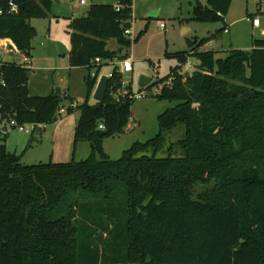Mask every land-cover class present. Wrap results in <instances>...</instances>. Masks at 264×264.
I'll return each instance as SVG.
<instances>
[{"label": "trees", "instance_id": "1", "mask_svg": "<svg viewBox=\"0 0 264 264\" xmlns=\"http://www.w3.org/2000/svg\"><path fill=\"white\" fill-rule=\"evenodd\" d=\"M191 1V19L209 23L224 22L232 0ZM52 2L0 0V40L31 57L30 20L48 18ZM131 25L132 0L94 3L86 17L70 19L68 62L88 74L84 102L67 114L79 111L73 138L90 144L87 158L26 165L23 152L0 145V264H264V39L249 50L200 51L224 24L187 41L172 55L178 64L138 90L173 103L157 115V133L113 160L103 140L124 133L134 101L114 97L118 66L103 101L89 99L102 66L128 57L141 34H125ZM190 55L198 64L185 74ZM29 70L0 60V112L22 124L52 123L61 101H73L30 95ZM178 126L183 136L168 140Z\"/></svg>", "mask_w": 264, "mask_h": 264}, {"label": "rangeland", "instance_id": "2", "mask_svg": "<svg viewBox=\"0 0 264 264\" xmlns=\"http://www.w3.org/2000/svg\"><path fill=\"white\" fill-rule=\"evenodd\" d=\"M113 1V0H107ZM206 4L207 0H199ZM75 17H86L90 6L95 0H84ZM79 0H53L54 9L60 13L54 17L33 18L30 24L35 27L37 35L32 42L29 67L28 89L30 95H41L45 88L51 86L52 91L59 89L65 91L69 86V72L63 68L68 65V51L70 47L69 23L72 17L73 5ZM191 0H132V29L133 37L139 35L136 42H132L129 54L132 56L133 87L138 91L140 76L150 77V84L166 76L178 61L172 55L187 49V41L202 39L215 34L224 24L228 32H222L213 44H204L200 51L222 50L232 46L241 48L250 46L252 38L260 37V30L264 28V0H232L224 22H197L191 19ZM156 13V14H155ZM251 17H250V16ZM252 17H258L261 27L252 26ZM248 18V19H247ZM164 27H160V23ZM212 43V42H211ZM12 47L0 44V49L5 51V57L19 55L9 51ZM109 50L117 51L118 44L115 39L107 41ZM222 51L221 53H223ZM121 53H124L122 50ZM221 53H217L222 55ZM16 55V56H14ZM218 55V56H220ZM20 57V56H19ZM12 60V59H11ZM15 60V59H13ZM183 66L184 72H191L198 64L196 58L188 56ZM110 66H118L115 62H108ZM83 71L86 72L84 69ZM81 75L80 80L73 83L81 85V70L76 71ZM73 72V73H76ZM131 74V73H130ZM74 75V74H73ZM110 76V75H109ZM128 74H122V80L131 82ZM155 87L152 93L155 92ZM84 101L78 98L77 105ZM90 103L94 102L92 96ZM67 100H62L61 105L66 106ZM173 105L168 101H158L151 96L134 99L131 105V127L123 134L104 139L103 149L110 159H118L123 150L130 147L135 141L144 142L153 137L157 131V115L166 107ZM79 112L61 114V117L52 123L42 124L32 134L12 131L6 137L4 144L9 152L20 154L21 162L26 165L39 162H70L79 155L73 154L75 142L70 135L78 120ZM72 122L68 125L66 121ZM183 127L178 126L167 134L170 141H175L183 136Z\"/></svg>", "mask_w": 264, "mask_h": 264}, {"label": "crops", "instance_id": "3", "mask_svg": "<svg viewBox=\"0 0 264 264\" xmlns=\"http://www.w3.org/2000/svg\"><path fill=\"white\" fill-rule=\"evenodd\" d=\"M80 1L81 0H79V3H75L74 5H73V11H72V17H71V19L72 18H76L74 15H75V10H78L79 9V7H80V5L81 4H85V2L84 3H80ZM84 1V0H83ZM95 1H97V2H95V3H102V4H104V3H112V4H115V1L116 0H113V1H107V0H95ZM94 4V3H93ZM59 11L58 10H55L54 9V5H53V2H52V5H51V10H50V13H49V16H51V14H53V16L54 17H56V16H58L59 15ZM156 14V13H155ZM48 16V17H49ZM251 17V16H250ZM253 18H255V17H253ZM258 18V17H257ZM248 19V18H247ZM251 20V19H250ZM133 22V21H132ZM162 23V22H161ZM252 24V23H251ZM132 26V25H131ZM253 26V25H252ZM34 27V26H33ZM254 28H256V29H258V28H260L261 27V21H260V24H259V26H253ZM35 28V27H34ZM131 29H132V27H131ZM132 31V33H133V30H131ZM140 32V31H139ZM227 32H228V27H227ZM132 35H134V34H132ZM258 38H260V39H264V28H262L261 30H260V37H258ZM258 38H252V41H253V39H258ZM212 42V43H211ZM213 42H217L216 40H213V41H210L209 42V45H211V44H213ZM0 44H4V45H7L8 44V46H11L12 47V44H11V42L9 41V40H7V39H3V40H0ZM106 46H107V43H106ZM70 48V47H69ZM118 48H119V46H118ZM230 48H233L232 46H229L228 48H225V49H222V50H213V51H215V52H217V53H221L222 51H226V50H228V49H230ZM234 48H236V47H234ZM252 48V43L250 44V46H245V47H241L240 49H244V50H249V49H251ZM236 49H239V48H236ZM13 50H14V54H16V55H19V56H16V55H14V56H16V57H14V58H12V57H10V56H8V57H5V51H7V50H2V49H0V56H1V58H0V60L1 61H4V62H16V63H21V64H25V66L27 67V68H29V69H32V68H30L29 67V65H28V63H30V59H28L26 56H24V54H22L21 52H19V51H17L15 48H11L9 51H11V52H13ZM129 50H130V48H129ZM129 50L127 51L128 52V57L129 58H131L132 59V56L129 54ZM69 52V51H68ZM67 57H68V55H67ZM12 59V60H11ZM13 59H15V60H13ZM178 64V63H177ZM176 64V65H177ZM175 65V66H176ZM63 68H65V69H67L68 70V72H69V74H68V76H69V86H68V88L65 90V91H61L60 92V90L59 89H56V91H52V90H50L51 89V86L49 85V87H47V88H45V90H44V93H42L41 95H48V94H50L51 92H58V93H60L62 96H64V97H69V98H71L72 99V101H73V103H75V105H77L78 103H77V101H78V98L80 99V100H85V97H86V88H85V85H84V78H85V76H87V74H88V69L87 68H85V67H77V68H73V67H71L70 65H69V62H68V65L66 66V65H64L63 66ZM86 70V72L85 71H83V70ZM78 70H81L82 72H84V75H82V82H81V85H78V83H73L72 81L73 80H75V79H77V80H80V76L81 75H79V73L78 72H76V71H78ZM111 70H112V66H110L109 64H105V65H103L102 66V68H101V71H100V74H99V76H98V79H99V77L101 76V75H107L108 77H109V75H110V72H111ZM132 71H133V67H132V70H131V72H127V73H125V74H128L129 73V79H130V81L131 82H129L130 84H129V86L131 87V89L133 90V91H136V89L133 87V83H132V81H133V74H132ZM73 72H76V73H73ZM131 73V74H130ZM186 73V72H185ZM74 74V75H73ZM121 74H124L123 72H121ZM142 76V75H141ZM150 78V77H149ZM151 79V78H150ZM98 81V80H97ZM150 82H151V80H150ZM149 82V83H150ZM96 84H97V82H96ZM96 86V85H95ZM138 86H139V84H138ZM141 86H139V88H140ZM95 89V88H94ZM139 90V89H138ZM94 91V90H93ZM93 93V92H92ZM92 96V95H91ZM95 102V101H94ZM79 112V111H78ZM61 117V116H60ZM59 117V118H60ZM78 117H79V115H78ZM58 119V118H57ZM72 122V120L71 121H66V124H70V123ZM131 127V124H130V122H129V124L127 125V127L125 128V131L127 130V129H129ZM99 128H102L101 126H99ZM73 131H74V129H72L71 128V131H70V135H72V137H73ZM124 131V132H125ZM119 136V135H118ZM103 145H104V140H103ZM76 150H77V153H78V155H79V157L77 158L76 157V159H74V157L72 158L73 160H76V161H79V160H83V159H85V158H87L88 157V155L90 154V151H91V147H90V144L89 143H87V142H77L76 144H75V148H74V151H73V154L75 153L76 154ZM42 163H47V162H42ZM55 163H60V162H55Z\"/></svg>", "mask_w": 264, "mask_h": 264}, {"label": "built area", "instance_id": "4", "mask_svg": "<svg viewBox=\"0 0 264 264\" xmlns=\"http://www.w3.org/2000/svg\"><path fill=\"white\" fill-rule=\"evenodd\" d=\"M80 3H84L83 0L80 1ZM10 11H16L17 10V5L13 2L9 3ZM115 8L118 10L119 6L115 5ZM0 10V14H1ZM251 23L253 26H259L260 20L259 18L255 17L251 19ZM160 27H164L163 23H160ZM224 32H227V29H225ZM125 34L129 35L130 38H133L132 31L131 29L125 30ZM95 62H99V59L96 58ZM110 62H115V64L119 65V71L123 73L131 72L132 70V59L127 57L121 61L117 60L116 58H113L110 60ZM188 63V62H187ZM129 82L122 80L121 81V86L117 90L116 94L114 97L117 98H122L125 96H129L134 99H140L144 98L145 94L144 92H138V91H133L129 90ZM75 107V103L69 102L67 103L66 106H61L58 111H57V117L59 118L61 114L67 112L68 107ZM42 124H22L19 123L16 118L11 117V116H6L0 112V145L4 143L6 137L11 133L12 131H17L21 133H26V134H32L34 130L38 129Z\"/></svg>", "mask_w": 264, "mask_h": 264}, {"label": "water", "instance_id": "5", "mask_svg": "<svg viewBox=\"0 0 264 264\" xmlns=\"http://www.w3.org/2000/svg\"><path fill=\"white\" fill-rule=\"evenodd\" d=\"M185 74H188L187 72ZM108 79L109 77L107 75H101L97 81V84L95 86V89L92 93V98L94 99L95 102H102L104 99V95L107 90V84H108ZM149 77L145 76H140L138 84L141 87H145L149 84L150 82ZM106 133V131L103 128H99L96 130V134L98 136H102Z\"/></svg>", "mask_w": 264, "mask_h": 264}]
</instances>
